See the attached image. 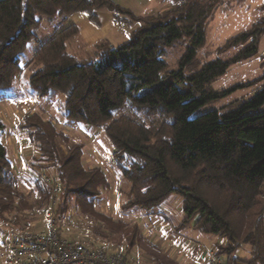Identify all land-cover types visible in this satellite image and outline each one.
<instances>
[{"label": "trees", "instance_id": "trees-1", "mask_svg": "<svg viewBox=\"0 0 264 264\" xmlns=\"http://www.w3.org/2000/svg\"><path fill=\"white\" fill-rule=\"evenodd\" d=\"M168 1L174 8L165 14L138 16L112 0H0V100L8 97L22 71L20 56L34 38L38 17L83 13L99 25L96 13L110 11L118 25L130 30L128 39L115 49L99 41L80 61L67 50L78 28L64 27L31 56V92L41 97L57 92L64 97L66 121L103 131L113 149L111 160L128 182L123 212L150 211L176 194L181 224L215 236L214 247L225 264H264V71L243 84L211 88L231 65L259 53L264 16L226 39L219 52L229 53L225 59L217 56L197 64L207 21L231 0ZM182 41L184 50L169 69L165 54ZM258 83L248 100L194 115ZM19 129L39 148L41 160L53 162V178L61 186L55 213L91 228L81 240L108 246L90 236L108 227L133 245L139 231L134 219L126 223L94 213L96 200L105 199L110 188L105 163L85 165L81 144L61 153L57 138L62 132L36 112L23 116ZM3 133L0 122V223L10 226L11 233L39 230L30 212L44 220L50 191L38 176L28 181V192L21 190L6 159ZM71 229L64 225L65 232ZM243 248L248 250L245 258L238 255Z\"/></svg>", "mask_w": 264, "mask_h": 264}, {"label": "rangeland", "instance_id": "rangeland-1", "mask_svg": "<svg viewBox=\"0 0 264 264\" xmlns=\"http://www.w3.org/2000/svg\"><path fill=\"white\" fill-rule=\"evenodd\" d=\"M166 1V6H161V11L152 15H163L174 8V5L170 1ZM263 4L264 0H233V2L229 1L228 3L220 5L207 21L205 36L206 40L202 48L198 50L196 56V63H204V61L213 59L217 56H222L225 59L229 55V53L219 54L221 46L225 43L228 37L234 35L239 31L241 32V30L249 28L251 25L254 24L255 21L260 19L261 16H264V10H262L261 8ZM106 12H108V10H106ZM38 18L39 22L37 26L33 29L34 38L29 43H27L25 50L20 56V62L23 68L21 69L22 71L18 75V77H21V80L23 81L21 83H23L27 91L29 90V85L27 81L29 79V76L35 70V65H33V63L31 62V56H33V54L35 53L36 49L38 48V45H40V43H42L44 39H46L45 35L53 31L58 25V23L63 20L61 16H55L50 18L40 16ZM120 26L121 25H117L116 27L119 30L118 33L121 34L122 38L125 35L128 36L130 30L124 26L122 27V29L124 28L126 30H121L119 28ZM75 41L77 40L74 38L67 42L68 52L72 55H75L80 61L87 59L88 55L90 54L85 53L83 48H77V45H75L74 43ZM258 48L259 53L256 56L244 60L240 63L231 65L223 76H221L219 79L212 83L211 88L215 90H223L238 83L243 84L244 82L254 80L258 76H260L264 71V57H262L264 55V36L260 42V47ZM93 49L94 45L89 48L88 52L91 53ZM182 50H184L183 41L167 50L164 60L165 62H167L166 64H168L169 69L176 67L177 61L183 52ZM260 84L261 83H258L256 84V86L254 85L253 87L251 86L248 88L237 89L231 92V94H228L225 98L220 99V101L202 107L199 111L194 113V115H198L204 112L206 113V111L209 110L219 109L222 106H225L226 104H229L235 100H248V98L252 97L256 93V89ZM20 87L21 86H19V84L17 85V83L13 82V86L7 92V96L11 95L12 92L16 89L21 90ZM18 95L20 97H23V93L17 94V96ZM8 97L6 99L0 100V122H2V120H5L6 123L11 122L10 116L11 112L13 111V108H16V110L18 111L17 114L18 116H20V123L23 119V116L36 112L44 116L45 118L47 117L49 120H51L57 130L59 132H62L61 134L63 135V137L57 138V143L59 145L61 153L65 154L69 147L74 144H84L86 148L88 147L87 150L89 151V149H94L93 146L91 148V145L93 144L97 150L103 152L110 159L112 158L111 154L113 152V149L103 131L96 130L93 128L89 130L87 128L90 127H87L83 124H77L79 125V127L82 128L80 130L82 132H80L75 127L69 125H76V123H64L68 122L64 118V97L58 94L57 92H51L48 96L45 97H41V95L37 96L34 94V96L30 97L31 101L22 99L19 102L20 104L18 103V100H15L17 99L16 96L15 99L12 100ZM8 130V127H5L4 132L6 133ZM18 137L28 139L25 133H23L22 135L18 133ZM34 146L36 145L34 144ZM34 148H37V146ZM37 154H39V151H37ZM40 157V155H36V159L32 157L33 160L36 161L31 163L32 167H39L40 163H38L37 161H42ZM85 157L82 158L83 163H85V165H89L88 163L90 161H88L89 159L86 160ZM52 163L51 161L49 163H42L44 166L41 167H47V171L43 170L41 172L53 176L54 168H52ZM117 173L116 171L114 173L113 171L109 173V179L111 178L110 188L106 192V195H110L112 193L116 194L115 196L117 197L116 201L119 204V210H117V212L114 214L109 211V208L112 205V203L109 201V196H104L105 199L107 198L108 203H105L104 206L96 204V206H93V210L94 213L102 214L104 216H107L108 218L111 217L113 221H121L127 223L128 220H135L136 217H134L135 214H133L134 216H131L130 213L128 215H123L122 210L120 209V206L123 200L125 199V194L128 191V182L122 178L119 171ZM25 183H27L25 180L19 183L20 188H22L20 184L23 185ZM169 198L172 200L174 199V202H172V205L168 207V210L162 211V207L158 206L160 208V213H163L162 216L156 215L154 213L147 216H141V218L139 219V223H142L143 231L141 232L139 230L140 227L138 225L139 231L137 233L136 239L134 240V244L131 246H128V241L121 232H116L112 230L109 231L108 227H106V230L99 229L101 233L99 234L98 232H96L98 236H90H92L98 241L102 240L106 244L108 243V246H111L112 248H117L118 250L122 251V253H125L127 251L126 256L133 264H184V260L186 259L181 261L182 257L181 259L178 257L180 254L177 253L178 256L174 257V253L176 251L175 246L177 243H180L182 245L185 240V242L187 243H190L192 240L195 241L196 238L193 237H195L197 234L194 231H188V233L185 232L184 235L186 226L181 224L180 197L176 194H171ZM117 202H115L114 204L117 205ZM69 208L67 209V211L73 214L71 210L73 212L74 210L71 209L72 207L70 209ZM137 212H143V210H137ZM40 215L41 214H38L36 211L30 212V220L34 222L36 226L39 227L43 225L44 221L43 217H40ZM74 215H72V218H74L75 220L77 218ZM92 216L94 217L95 215L92 214ZM68 221L69 220H67V222ZM78 224L79 223L73 224L69 222V225L72 226V229L64 232L67 234L66 236L68 238H77L79 236L88 237V231H90L91 228L89 230L88 228H86L85 224ZM175 229H177L178 231H176ZM4 233L5 232H3L2 234ZM96 233L94 232V234ZM182 235H184V238L182 237ZM0 236H2L1 233ZM197 236L200 235L198 234ZM179 250L180 249H178V251ZM238 255L242 258H245L248 256V253L246 251L239 250Z\"/></svg>", "mask_w": 264, "mask_h": 264}, {"label": "crops", "instance_id": "crops-1", "mask_svg": "<svg viewBox=\"0 0 264 264\" xmlns=\"http://www.w3.org/2000/svg\"><path fill=\"white\" fill-rule=\"evenodd\" d=\"M233 2V0H231ZM112 2L122 6L123 8L129 9L130 11H132L134 13V15H151V14H155L160 10L161 6H166L167 1L166 0H112ZM169 3V2H168ZM97 17L99 20V25H95L93 24L90 20L89 17H87L86 14L83 13H75L72 14L66 18H63V20H61L58 25L55 27V29L53 31H51L50 33H47L45 36L46 39H44V41H46L47 39H49L55 32L63 29L64 27L70 25V24H74L75 26H77V30L79 31L78 35L75 37V39L77 41H75V45H77V48H83L85 53L89 54L88 50L90 47H92L94 44L98 43L99 41L105 40L109 43V45L112 48H116L117 46L121 45L123 42H125L128 37H129V33L128 36H124L122 38L121 34L118 33V28L117 27V23L114 20V17L112 16L113 14L108 11L106 12V10H100L97 13ZM123 26H120L119 28L121 30H126V29H122ZM74 39V38H73ZM43 41V42H44ZM70 41V40H69ZM68 44V43H67ZM86 54V55H87ZM17 83V85L19 84V86H21V90L16 89L12 92L11 95H8L9 99H15V96L17 97L18 103L20 102V100L22 99H26L31 101L30 97L34 96V93L31 92L29 86V90L27 91V89H25L21 77H17L15 79ZM15 86V85H14ZM23 93V97H20L19 95L17 96V94ZM33 94V95H32ZM38 102V101H37ZM20 104V103H19ZM27 111V110H25ZM18 111L16 110V108H13V111L11 112V122L10 123H6V121L2 120L3 124L5 127H8V131L5 133H3L2 135V143L4 144V147L6 148V153H7V158L10 164V169L11 172L13 173L15 179L19 183H21L22 181H26L27 183L25 184H20L22 186L21 190L28 192L30 190V182H28L29 180H32V178L38 176L39 174H41V171H47V167H41L44 166L42 163H45V161H37L39 164V167H32L31 163L36 162L35 160H33L32 157H36V155H40V151L39 148H34L36 146H34V143L30 142L29 139H23L22 137H18V133L19 134H23L24 132L22 130L19 129V125H20V116H18ZM19 117V118H18ZM65 118V116H64ZM64 123H72V122H64ZM70 126L75 127L78 131H80L82 128L79 127V125H73V124H69ZM4 127V129H5ZM87 129H91V128H87ZM88 130V131H89ZM18 132V133H17ZM82 132V131H80ZM84 143V142H82ZM82 152H83V157L86 158V160L90 161L88 164L90 165H94L97 163H106V171L107 174L109 176V173H111L113 171V173L117 171V167L115 165V163L108 157L106 156L103 152H100L99 150L96 149V147L92 144V146L94 147V149H89V151L87 150L88 147L86 148V146H84V144H82ZM86 148V149H85ZM87 150V151H86ZM37 151H39V154H37ZM82 157V158H83ZM36 159V158H35ZM118 174V173H117ZM111 179V178H110ZM22 180V181H21ZM20 187V186H19ZM116 194L112 193L109 196V201L112 203V207L110 206L109 211L114 214L117 212V210H119V204L116 201L117 197L115 196ZM170 195L162 202L160 203L159 207H162V211L164 210H168V207L172 205V202H174V199H170L169 198ZM181 200V199H180ZM115 202H117V205L114 204ZM105 203H108L107 198L106 199H102V198H98L96 200V204L98 205H105ZM107 205V204H106ZM117 206V207H116ZM102 207V206H101ZM159 207H156L150 211H143V212H123L122 213L124 215H128L130 213V215L132 216L133 214H135L134 217H136L135 221L137 223V225H139L140 227V231L142 232V223H139V219L141 218V216L143 215H151V214H156V215H161L163 213H160L159 211ZM180 215H181V206H180ZM181 217V216H180ZM150 222V220H149ZM43 226V225H42ZM42 226L39 228V226H37V228L41 229ZM185 231H184V235L185 232L188 233V231H194L196 232V234L200 235V236H195L193 238H196V240H192L190 243L187 242H183L182 245L180 243L176 244V251H175V256H178V254H180L178 257L182 260H184V264H204L205 263V251L213 246H215V244L218 242V239L210 234H205V233H200L197 230H195L194 228H192V224H188L185 227ZM142 229V230H141ZM10 226H6L4 224L0 223V233L2 236H0V245L1 243H3L4 241H6L7 239H9L11 237V231H10ZM176 231H178L177 229H175ZM3 232H5L4 234H2ZM191 234V233H190ZM182 235V237L184 236ZM200 237V238H199ZM184 238V237H183ZM186 239V238H185ZM206 243V244H205ZM200 245V246H199ZM178 249H180L178 251ZM243 251H246L248 253V250L246 248L241 249ZM178 253V254H177ZM236 264H243V262H237Z\"/></svg>", "mask_w": 264, "mask_h": 264}, {"label": "built area", "instance_id": "built-area-1", "mask_svg": "<svg viewBox=\"0 0 264 264\" xmlns=\"http://www.w3.org/2000/svg\"><path fill=\"white\" fill-rule=\"evenodd\" d=\"M50 191V205L39 230L17 231L0 245V264H133L126 254L100 242H85L86 236L68 238L66 217L55 213L59 182L47 173L39 174ZM87 238V237H86ZM204 264H225L213 246L205 252Z\"/></svg>", "mask_w": 264, "mask_h": 264}]
</instances>
